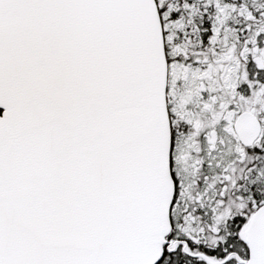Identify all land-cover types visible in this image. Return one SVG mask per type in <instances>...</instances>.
I'll list each match as a JSON object with an SVG mask.
<instances>
[{"label": "snow or ice", "instance_id": "6c2138e0", "mask_svg": "<svg viewBox=\"0 0 264 264\" xmlns=\"http://www.w3.org/2000/svg\"><path fill=\"white\" fill-rule=\"evenodd\" d=\"M0 264H264V0H0Z\"/></svg>", "mask_w": 264, "mask_h": 264}]
</instances>
